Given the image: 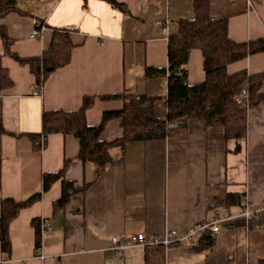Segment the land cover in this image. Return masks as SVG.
<instances>
[{
	"label": "crops",
	"instance_id": "1",
	"mask_svg": "<svg viewBox=\"0 0 264 264\" xmlns=\"http://www.w3.org/2000/svg\"><path fill=\"white\" fill-rule=\"evenodd\" d=\"M15 1L20 12L8 14L2 23L18 55H40L60 29L70 30L75 45L69 63L53 70L38 94L28 66L2 55L0 41V68L12 81L0 91V200L25 201L41 193L43 173L57 171L64 159L70 161L66 179L87 187L55 215L52 202L60 197V181L22 208L9 225L10 251L0 248V264H143L144 248L112 253L111 237L125 242L139 233L147 239L168 231L183 235L225 212L237 214L243 202L253 207L264 203V102L249 109L243 138L226 140L221 128L190 119L183 138L130 141L122 149L112 148L113 159L97 178L92 163L77 159L74 136L49 134L38 149L30 140L41 131L43 111L75 110L88 94L97 96L86 112L90 125L100 122L103 111L122 105L120 99L98 96L122 91L160 97L155 114L164 119L167 73L146 76L145 68L167 67V39L177 32L179 20L193 16L192 0H115L122 9L106 0ZM209 2L212 18L227 19L232 40L264 36V0ZM37 22L46 29L31 36ZM184 68L189 84L204 80L200 50L189 52ZM239 70L263 71L264 53L227 66L228 73ZM120 135L115 119L102 133L107 140ZM228 193L245 199L227 206ZM34 218L47 219L51 228L41 236L39 253ZM261 257L264 229L223 223L209 248L198 250L196 241L167 247L165 264H257Z\"/></svg>",
	"mask_w": 264,
	"mask_h": 264
},
{
	"label": "trees",
	"instance_id": "2",
	"mask_svg": "<svg viewBox=\"0 0 264 264\" xmlns=\"http://www.w3.org/2000/svg\"><path fill=\"white\" fill-rule=\"evenodd\" d=\"M114 6L123 8L115 0H106ZM193 16L178 21V30L167 39V67L145 68L146 76H158L167 73V94L165 96V117L160 119L155 114V103L160 97L148 96L145 93L107 94L100 99H120L122 105L118 109L103 111L100 122L90 125L86 119L87 110L92 107L96 95H84L81 105L75 110H47L41 115V131L30 135L33 147L38 149L45 137L52 133L63 136L72 135L78 140L77 159L82 163L95 166L94 178L105 170V166L113 159L110 150L120 149L130 141L165 140L183 138L188 133L190 119H199L208 128H221L226 140L243 138L247 133V115L249 109L264 102V70L248 74L246 70L234 73L227 72L230 63L246 58L249 55L264 53V36L244 42H236L228 35L226 18L210 16L209 0H192ZM20 12L15 0H0V41L2 55L8 56L20 65L28 66L41 87L48 75L55 69L67 65L74 42L69 29L55 30L51 43L40 55L20 56L11 49L13 39L2 23L10 13ZM200 50L204 80L189 84L184 65L189 52ZM48 67H53L47 71ZM12 81L4 68H0V91L10 87ZM239 98V101L236 100ZM118 120L121 135L114 139H104L102 133L111 120ZM4 132L0 124V135ZM70 161L64 159L63 165L55 172L43 173L42 192L25 201L12 198L0 200V248L9 253V225L17 217L19 211L41 198L56 182L61 183L60 197L52 202V213L62 211L70 197L82 192L87 184L78 185L66 179V170ZM1 186V160H0ZM243 194L228 193L227 206L244 201ZM35 229V244L40 245V220L32 219ZM228 226L245 225L248 229H264V214L247 222L238 218L226 223ZM196 248L202 250L214 244V233L203 232L197 237ZM166 247L148 244L144 247V264H165ZM257 264H264V257Z\"/></svg>",
	"mask_w": 264,
	"mask_h": 264
},
{
	"label": "built area",
	"instance_id": "3",
	"mask_svg": "<svg viewBox=\"0 0 264 264\" xmlns=\"http://www.w3.org/2000/svg\"><path fill=\"white\" fill-rule=\"evenodd\" d=\"M247 1L250 2V0ZM156 25L162 28V30L166 29L163 22H156ZM45 29L46 27L43 23L37 22L36 27L32 31L31 36H37L42 33ZM34 88L36 93L39 94L41 92L42 87L38 83H35ZM236 100L239 101V98H236ZM242 205V210L237 214L225 212L223 215L215 216L210 221H204L196 224L183 235H179L175 231H168L162 236H154L150 239H147L143 233H139L127 237L125 242H122L118 236H112L111 244L108 250L112 253H120L130 247L144 248L148 244L163 245L167 248L176 243L192 242L205 231L217 233L223 223H228L238 218H243L247 222L250 219H255L264 214V203L260 206L255 207L248 205L246 202H243ZM39 230L41 236L50 232V223L47 219L40 220ZM36 249L39 253L40 245H38ZM40 257L44 258L43 255H41Z\"/></svg>",
	"mask_w": 264,
	"mask_h": 264
},
{
	"label": "water",
	"instance_id": "4",
	"mask_svg": "<svg viewBox=\"0 0 264 264\" xmlns=\"http://www.w3.org/2000/svg\"><path fill=\"white\" fill-rule=\"evenodd\" d=\"M53 69V67H48L47 68V71H51ZM141 251L143 252V254H144V249H141ZM119 257H116V259H118ZM142 259H143V264H144V255H143V257H142Z\"/></svg>",
	"mask_w": 264,
	"mask_h": 264
}]
</instances>
